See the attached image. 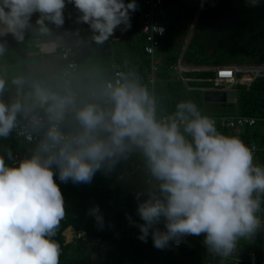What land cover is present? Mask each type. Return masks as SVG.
Segmentation results:
<instances>
[{"label":"clouds","instance_id":"1","mask_svg":"<svg viewBox=\"0 0 264 264\" xmlns=\"http://www.w3.org/2000/svg\"><path fill=\"white\" fill-rule=\"evenodd\" d=\"M248 2L259 5V0ZM67 3L79 13L76 23L88 25L97 43L117 28L130 29L131 14L138 10L136 0ZM65 7L66 0H0V36L22 40L36 13L42 31H49L45 21L62 27ZM4 86L0 80V92ZM34 96L48 113L44 137L19 161L6 163L0 155V264H60V244L53 237L66 209L54 175L61 183L88 185L97 172H112L133 153L142 157L149 177L146 192L135 194L143 223L127 217L139 229L141 242L151 235L153 246L163 250L203 234L207 253L224 262L237 253L239 241L264 229L258 215L264 203V166L254 163L252 150L239 137L219 131L191 99L179 101L174 113L158 119L155 98L134 80L105 86L109 107L86 103L77 108L72 95L60 96L38 85ZM24 111L20 101L0 102V137L10 135L17 114ZM69 112L78 125L74 132L61 128ZM33 123L42 126L35 116ZM7 157L12 160L11 151ZM87 215L103 227L98 205Z\"/></svg>","mask_w":264,"mask_h":264},{"label":"trees","instance_id":"2","mask_svg":"<svg viewBox=\"0 0 264 264\" xmlns=\"http://www.w3.org/2000/svg\"><path fill=\"white\" fill-rule=\"evenodd\" d=\"M128 2L129 0H125V3ZM136 3L138 10L131 14V28L126 31L116 29L114 35L103 43H97L93 39V33L88 25L76 23L79 13L72 5V13L65 19L66 27L72 31V35L66 38L65 43L75 44L74 57H83L82 60H89L94 66H107L108 69L107 74L95 72L80 79H72L71 89L77 95V108L86 103L102 104L101 100L90 99L89 95L92 92L100 93L103 82L111 79L109 66L115 64L123 72L125 80H134L149 90L155 98L158 119L163 114L174 113L175 105L187 99L195 102L201 113L205 115L206 110L200 96L202 91H187L171 71L182 53L183 46L179 43H183L195 17L192 36L182 56L184 64L194 67L264 65V0H259L258 6H250L248 0H204L200 7L199 5L189 7L182 0H163L165 15L157 18V21L165 26L166 33L160 39L156 58L158 70L155 84L151 86L147 80L150 61L144 53L145 38L140 24L143 6L139 0H136ZM75 27L89 35L86 44L81 45V41L77 40L71 41ZM8 35L14 45L16 40L17 51L20 40L12 34L0 36V44L5 46L4 37ZM23 39H25L24 34ZM76 50L80 55L74 54ZM57 51L51 56L48 55L53 57V64L55 63L53 69L50 72H42L41 69L35 72L33 78L38 79L37 85L41 88L60 96H67L70 93L60 87L59 71L64 63L60 60ZM46 58L48 57L38 56L37 62H49ZM185 77L201 81L189 83L191 87L213 86L212 82L207 81L214 78V74L210 72H189ZM234 90L237 93L235 104L220 105L221 108L230 109L239 116L263 120L264 77L256 78L249 86L237 84ZM17 94L23 106L29 104L32 107L33 99H29V96L34 94L33 85ZM28 111L26 109L25 112L17 114L16 127L7 138L0 137V155L5 156L6 163H14V155L18 151L23 152L26 148L24 141L16 137L15 131L21 124L22 116ZM73 115L69 112L62 124L61 128L65 132L76 131L78 128ZM221 116L226 117V115ZM216 127L225 135L239 137L245 144L253 141L260 145L264 140V128L247 129L240 135H233L219 125ZM256 129L260 132L254 131ZM9 151L12 153L11 161L7 157ZM132 156L134 162L145 168L139 154L133 153ZM125 161L126 159L121 160L108 174L97 172L91 184L74 185L69 181L64 186H59L66 209L65 221H61L57 234L53 237L60 244V264H90L87 258L94 241L100 245L104 244L107 248L103 262L100 264H136L143 261L146 264H264V256L251 260L245 258L237 260L235 257L224 262L219 257L210 258L212 255L205 253L206 249L198 240L189 238L182 239L181 246L172 249L171 252L155 248L151 235L146 243L141 242L137 238L139 229L130 223L127 217H131L135 223H143L136 213L138 202L135 194L146 192L149 177L141 170L136 173L124 171ZM256 164L264 166L263 155H258ZM119 175H121L120 180L117 179ZM143 198L144 196H141V199ZM94 205L99 206L103 215V227H98L95 219L87 215L88 210ZM261 212L264 213V203L261 205Z\"/></svg>","mask_w":264,"mask_h":264},{"label":"built area","instance_id":"3","mask_svg":"<svg viewBox=\"0 0 264 264\" xmlns=\"http://www.w3.org/2000/svg\"><path fill=\"white\" fill-rule=\"evenodd\" d=\"M185 5L189 7L202 5L204 0H182ZM200 2V3H199ZM139 3L143 6V10L140 14V24L141 32L145 38L144 53L148 56L150 61V73L148 75V82L151 86L155 84V75L158 70L157 55L160 48V39L165 35L166 28L165 26L158 23L157 18H161L165 15L164 8L162 7L163 0H139ZM66 0V7L64 9L65 19L66 16L71 15L72 9L69 6ZM145 8V9H144ZM196 23V17L192 25L189 26V34L193 32L194 25ZM51 28L54 32L60 34L62 38L66 39L71 37L72 31L66 27V23L62 27H56L51 24ZM184 47H182V53L176 65L171 68L172 74L178 82H181L187 91L199 90L202 92L207 91H235L234 86L237 84H242L244 86H249L256 78L264 77V65H251V66H213V67H204L202 70L204 72H210L214 74V78L208 79V82H212L213 86L209 88H195L189 86L191 82H201L199 79H190L185 77L186 73H189L191 70H188V66L183 63L182 56L184 52ZM58 56L60 60L64 63L63 68L59 71L60 77V87L66 90L70 95H72L76 101L77 95L72 91V79L74 78V73L77 69V60L73 56L75 50V44L63 43L62 47L58 48ZM111 79L103 82L102 88L99 94L92 92L89 95L90 99L98 98L102 102V106L108 107L107 98L103 96V91L105 86L108 83H115L116 81L124 82L123 72L115 65L111 64ZM201 71V70H200ZM242 78L245 82L248 83H237V79ZM77 105V104H76ZM68 113H66V116ZM168 114H163L162 117L167 116ZM37 117L42 126L37 128L33 123V117ZM66 118V117H65ZM214 120L215 125H219L221 128H225L233 135H240L247 129H255L256 127L264 128V119H255L246 116H231V117H209ZM262 123V125H260ZM63 124V122H62ZM61 124V127H62ZM48 126V116H43L39 113L28 111L22 116L21 124L15 131V135L18 139L24 141L26 145L25 150L18 151L14 155V160L19 161L20 159L26 158L32 154L36 149L38 142L44 137L45 131ZM74 132V131H71ZM30 145V146H29ZM246 145L252 150L254 163L258 155L264 156V140L260 145L254 143L253 141L246 143ZM32 146V147H31ZM142 171L147 175L146 169L139 166L133 160L132 154L128 156L125 161L124 171H130V173H136L137 171ZM54 173L56 169H53ZM148 176V175H147ZM118 180L121 179V175L118 176ZM54 180L58 186H64L66 183H61L59 179L54 175ZM261 220L264 221V213H258ZM65 221V218L62 220ZM261 238L264 241V229L259 232ZM182 241L177 245L175 243H170L168 247L165 248L167 252H171L172 249L178 248L181 246ZM253 257V254L251 255Z\"/></svg>","mask_w":264,"mask_h":264},{"label":"rangeland","instance_id":"4","mask_svg":"<svg viewBox=\"0 0 264 264\" xmlns=\"http://www.w3.org/2000/svg\"><path fill=\"white\" fill-rule=\"evenodd\" d=\"M71 9H72V5H71ZM73 30H74L73 38H71V41L77 40L78 42L81 41V45L86 44V42L88 41L87 38H89V35L80 31L81 29H78V27H75ZM119 32L121 31L119 30ZM191 36L192 35L189 34V30H188V34L186 38L183 40V43L182 42L179 43L184 47L183 49H185L186 46L188 45L191 39ZM44 57H49V56H44ZM75 58L78 61L79 67L74 73V78L80 79L83 76H88L95 72L104 73V74L108 73V69L106 68L107 66H104V67L98 66V65L94 66L91 64V62H89V60L88 61H85V59L82 60L83 57L79 59L78 57H75ZM37 66L39 67L37 68ZM42 67L43 66L41 64L40 65L37 64V57L27 58L26 60H24L23 58H20L18 56V53H16V46L13 44L12 38H10L9 36H6L4 51L3 53H0V68H2V70L0 69V80H3L5 82L4 90L3 92H0V101L5 104H11L14 101L15 102L19 101V97L17 93L26 91L27 89H29L30 85H33V86L37 85L38 79H35L33 77L36 74L35 72L41 70ZM203 68L204 67L188 66V70H191L190 72H204V70H202ZM23 76L25 77L22 80ZM16 79H21L22 83L19 85L14 84L13 80H16ZM237 83H248V82H245L244 79L239 78L237 79ZM210 89L211 88H209V90ZM202 94L203 92L200 94L201 98H202ZM31 97L33 98L32 107L29 104L24 105L25 109L48 116V113L45 111V109L40 107L34 94H31ZM204 109L206 110L205 115H207L208 117H222L221 115H226L227 117H231V116L238 115L236 113H233V111L230 109L225 110L221 108V106L217 104H204ZM254 131L260 132L259 129H256ZM158 227L163 229V224L158 225ZM185 238L198 240V242H200L201 245L204 247V245L202 244V240L204 238L203 234L199 237L188 236ZM263 243H264L263 239L259 236L256 239L250 240V241L241 240L238 243L237 253L234 254L229 259L232 260L233 258L236 257V259L238 260L237 255L239 257L245 256L249 260L257 259V258L260 259L264 256V244ZM106 249L107 248L105 247L104 244L100 245L97 241L92 242L91 250L89 251L88 258H87L89 260V263L90 264H100L101 262H103ZM205 253H207V250H205ZM252 254L253 255L255 254L254 255L255 257L251 258L250 255ZM212 257H216V256L212 255L210 258ZM136 264H146V262L143 261L141 263H136Z\"/></svg>","mask_w":264,"mask_h":264},{"label":"crops","instance_id":"5","mask_svg":"<svg viewBox=\"0 0 264 264\" xmlns=\"http://www.w3.org/2000/svg\"><path fill=\"white\" fill-rule=\"evenodd\" d=\"M69 4H70L69 6L71 8L72 4L71 3H69ZM38 16H39V13L33 14V16L31 17L30 26L27 27L23 31L25 39L20 40L17 44V46H18L17 51L18 52L16 51V53H18V56L20 58H23L25 60L27 58H36L38 56H43V57L48 56V55L51 56V54L55 53L57 51L58 47L61 46L66 40V39L62 38V36L60 34L54 32L51 28V24L48 23L47 21H45V24L48 27L49 31L48 32L42 31L40 25L36 23ZM8 36H10V35H8ZM5 38L6 37H4V39ZM15 45H16V40H15ZM29 51H31L32 53ZM74 54L80 55L77 50ZM31 56H33V57H31ZM78 58H79V56H78ZM52 59H53V57H48V58H46V60H49V62H44V63L37 62L38 65L41 64L43 66L41 68L42 72H45V71L50 72L53 69V66L55 65V63L53 64ZM38 67L39 66H37V68ZM0 69L2 70V68H0ZM29 99H31V100L33 99L31 97V95L29 96ZM258 234H259V232L256 234V236L254 238L258 237L257 236ZM254 238L251 240H254ZM247 241H250V240H247ZM237 258L247 259L245 256L239 257L238 255H237Z\"/></svg>","mask_w":264,"mask_h":264},{"label":"water","instance_id":"6","mask_svg":"<svg viewBox=\"0 0 264 264\" xmlns=\"http://www.w3.org/2000/svg\"><path fill=\"white\" fill-rule=\"evenodd\" d=\"M236 91H207L202 94L204 104L233 105L236 102Z\"/></svg>","mask_w":264,"mask_h":264}]
</instances>
